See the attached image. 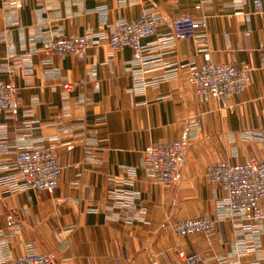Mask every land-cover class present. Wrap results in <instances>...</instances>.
Masks as SVG:
<instances>
[{
  "label": "crops",
  "instance_id": "obj_1",
  "mask_svg": "<svg viewBox=\"0 0 264 264\" xmlns=\"http://www.w3.org/2000/svg\"><path fill=\"white\" fill-rule=\"evenodd\" d=\"M150 8L163 23L142 55L113 53L106 41L84 59L51 51L53 38L108 34ZM180 17L205 24L198 31L215 63L258 66L264 7L256 12L253 0H0V84L16 89L14 110L0 115V178L31 147L53 151L62 167L54 192L4 195L0 187V264L4 245L14 257L30 247L50 253L57 264H184L178 252L206 264H264V224L245 229L230 219L225 192L205 175L210 165L264 159V70L229 106L201 102L188 82L204 62L195 42H164ZM172 68L177 79L133 89ZM159 142L184 145L168 188L148 181L143 165L146 148ZM113 192L137 194L134 207H114ZM197 218L215 222L211 235L170 228Z\"/></svg>",
  "mask_w": 264,
  "mask_h": 264
},
{
  "label": "built area",
  "instance_id": "obj_2",
  "mask_svg": "<svg viewBox=\"0 0 264 264\" xmlns=\"http://www.w3.org/2000/svg\"><path fill=\"white\" fill-rule=\"evenodd\" d=\"M241 3L243 0H235ZM256 12L263 11V0H253ZM103 20L107 10H99ZM163 23L162 15L153 8L133 21H118L108 34H96L91 39L85 37H58L50 42L53 54L60 58L74 56L84 59L89 50L106 41L110 50L117 53L128 47L142 55L145 50L144 41L156 36L158 28ZM172 36L164 42L173 44L176 40H193L197 51L204 57V62L189 75V84L195 89L196 95L203 103L217 101L223 107L229 106L232 98L244 93L251 83V75L255 71L264 70V46L256 51L259 55L258 66L242 67L236 63L224 65L215 63L210 56L209 38L207 33H200L204 23H197L191 17H180L170 22ZM135 75L137 72H134ZM139 73V72H138ZM55 72H50L53 75ZM178 69H168L151 81L135 82V91L143 90L150 84L175 80ZM75 84L65 83L64 90L74 91ZM16 89L10 83L0 84V115L14 110ZM184 145L182 142H159L148 146L145 150L143 165L150 169L147 177L152 184L162 188L174 185L178 178L180 159ZM206 178L210 184L216 185L225 192L222 204L228 210L230 219H240L246 222L245 229L252 224H264V159H252L245 164H231L228 162L210 165L206 169ZM62 176L55 154L51 150L31 147L19 152L14 161V173L0 178V187L4 195H11L25 191L54 192ZM137 194L113 192L110 198L114 207L133 208ZM215 222L207 218H197L170 224L172 231L182 237L204 234L211 235ZM1 237V234H0ZM4 264H57L50 253L40 254L31 247L24 254L14 257L7 245L3 247ZM184 264H206L199 254L186 255L178 252ZM151 264H159L154 261Z\"/></svg>",
  "mask_w": 264,
  "mask_h": 264
}]
</instances>
